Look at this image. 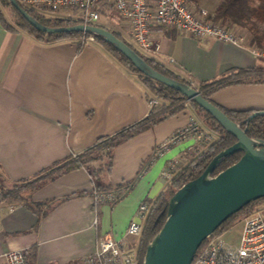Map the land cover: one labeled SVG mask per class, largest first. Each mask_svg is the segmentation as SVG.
Wrapping results in <instances>:
<instances>
[{"label": "crops", "instance_id": "0c3cea01", "mask_svg": "<svg viewBox=\"0 0 264 264\" xmlns=\"http://www.w3.org/2000/svg\"><path fill=\"white\" fill-rule=\"evenodd\" d=\"M195 3L213 14L221 0ZM110 14L118 21L111 20ZM57 15L75 18L77 13ZM104 15L108 19L104 23L111 22L117 31L129 34L114 9ZM151 37L159 49L146 53L195 82L217 78L231 69L263 65L256 54L258 48L246 37L241 44H233L159 26L152 28ZM147 95L140 77L99 44L88 42L78 49L73 39L44 43L23 29H9L0 19L2 178L10 183L31 179L100 137L141 121L150 110ZM212 99L228 109H264V83L231 85L214 93ZM192 117L200 121L186 108L114 149L109 183L134 180L132 189L116 203L94 204L89 194L93 183L84 168L47 180L31 194L33 201L56 200L40 221L25 202L0 200V264H6L4 254L13 249L24 250L28 264L81 263L105 235L123 239L137 252L139 236H126V231L140 203L156 200L168 188L171 180L161 173L170 162L181 169L209 139L203 140L197 126L157 153Z\"/></svg>", "mask_w": 264, "mask_h": 264}, {"label": "trees", "instance_id": "16d2710c", "mask_svg": "<svg viewBox=\"0 0 264 264\" xmlns=\"http://www.w3.org/2000/svg\"><path fill=\"white\" fill-rule=\"evenodd\" d=\"M0 2L4 5L11 4L13 10L16 13V21L13 24L8 22L0 8V19L9 29H23L32 34L37 40L41 42L54 43L64 39H73L77 41L78 49H81L85 44L88 43L85 39L89 36H93L94 41H97V44H99L102 49L107 54H109V56L140 77L148 92L147 100H150L152 97H157L160 100V104L152 107L149 110L148 115L141 121L136 122L135 124L128 126L127 128H124L123 130L112 135L100 137L92 146L86 148L82 152L70 154L63 162H59L58 164L42 170L31 179L14 182V188H11L8 192H3L1 190L0 200L8 198L9 200H15L17 202H25L27 205L34 208V211L38 216V220L40 221L52 208L53 203H55L56 200L40 202L33 201L30 198L31 194L45 181L50 180L69 170L76 168H84L87 170L93 183V189L89 193L92 197H95L98 193L109 192L113 189L119 188L122 183L119 185H112L108 181V177L113 166L114 149L120 143L131 138L136 133L153 127L166 118L186 109L188 104L196 108L197 112L201 115L202 120L209 127V129L217 134L216 139H208L205 142L204 148L200 149L199 154L191 159L186 166L174 172L168 188L162 192L156 200H146L151 202V206L147 219L143 224L137 253L138 264H143L148 243L164 224L169 198L184 183L198 177L205 170L212 158L221 150L232 145L236 141V138L227 132L210 113L201 108L195 101L189 100L188 102L187 97L180 91L137 70L131 61L126 58V56L121 51H119L116 47H114L113 44L106 41L101 36L83 32L49 33L40 31L33 27L26 20L19 10H17L12 5L11 0H0ZM19 3L29 12L30 15L46 26H70L81 22V20L70 16H46L37 9L28 7L20 1ZM209 18L212 21L219 22L229 28L231 26H240L242 28L248 29L250 32L249 43L257 47L259 50L264 51V0H221V3L216 8L215 12L210 14ZM96 25L112 31L118 38L127 43L144 60H146L159 72L181 82L187 83L191 87L197 89L204 98L220 107L232 120L242 121L246 119L251 113L257 111L254 109H228L214 102L212 96L217 91L231 85L264 83V65H256L249 68L231 69L217 78L195 82L192 79H189L187 76H183L182 74L175 72L173 69L155 57L143 52L135 45L133 41L128 40L123 35V33L106 26L104 22H98ZM259 110L261 111L264 109ZM245 126H247V134L250 137L264 139V115H257L253 117L248 124L244 125V127ZM182 135L183 134H180L179 136ZM242 154L243 152H236L225 157L215 170L214 174L235 163L242 156ZM152 159L153 157L148 163H150ZM0 176L2 175L0 174ZM132 183H134V180L127 182L126 184ZM23 186L27 187V193L19 191V188ZM81 193L84 192H80L79 194ZM67 197L69 196H66L65 198ZM261 205H264V198H260L249 203L242 210L228 218L217 229L216 233L221 234L227 230V228L224 229V227L238 214L245 212L249 208H253L255 210ZM75 264L81 263L77 262Z\"/></svg>", "mask_w": 264, "mask_h": 264}, {"label": "water", "instance_id": "95a60500", "mask_svg": "<svg viewBox=\"0 0 264 264\" xmlns=\"http://www.w3.org/2000/svg\"><path fill=\"white\" fill-rule=\"evenodd\" d=\"M11 3L40 31L101 36L121 51L137 70L195 101L236 138L232 145L212 158L198 177L184 183L169 198L164 224L148 243L143 264H191L201 244L228 218L249 203L264 198V139L250 137L247 126L244 127L253 117L264 115V110L254 111L242 121H234L197 89L156 70L112 31L81 22L70 26H46L30 15L18 0H11ZM236 152L243 154L235 163L214 174L222 160Z\"/></svg>", "mask_w": 264, "mask_h": 264}, {"label": "built area", "instance_id": "2783aa9c", "mask_svg": "<svg viewBox=\"0 0 264 264\" xmlns=\"http://www.w3.org/2000/svg\"><path fill=\"white\" fill-rule=\"evenodd\" d=\"M28 7L39 10L46 16H55L61 11L72 10L75 18L86 25H96L105 12L112 8L124 19L126 28L135 45L143 52L156 51L159 44L151 37L154 26L170 28L179 32H188L197 37H213L223 42L241 44L244 37L231 28L212 21L210 13L197 8L195 0H18ZM94 40L93 36L85 39ZM264 58V51L256 50ZM150 109L160 104L157 97L148 100ZM197 128L192 117L188 125L158 147L162 153L176 141L180 134ZM149 163L144 165L145 170ZM176 171V163L170 162L161 175L171 180ZM123 182L119 188L92 197L95 205L116 203L133 187ZM150 209L146 200L140 203L135 217L131 220L126 236H139L143 221ZM224 233V232H223ZM216 232L210 235L198 248L191 264H264V205L259 206L245 217L237 245L225 242ZM6 264H28L24 250L13 249L4 254ZM81 264H138L137 252L129 248L123 239L117 240L105 235L97 243L93 252L86 255Z\"/></svg>", "mask_w": 264, "mask_h": 264}, {"label": "rangeland", "instance_id": "374dc122", "mask_svg": "<svg viewBox=\"0 0 264 264\" xmlns=\"http://www.w3.org/2000/svg\"><path fill=\"white\" fill-rule=\"evenodd\" d=\"M211 3H212V0H209ZM196 4V3H195ZM0 8L3 12V14L5 15V17L7 18L8 22L10 23H15L16 21V13L15 11L13 10L11 4H2L0 2ZM201 8V7H200ZM205 9V8H204ZM207 10V9H206ZM208 11V10H207ZM64 12H68V13H71V14H75L76 12L72 11V10H66ZM209 12V11H208ZM105 16V15H104ZM110 18L111 20H114V21H118V18L114 15V14H110ZM108 19L105 18V17H102L100 22H106ZM106 26L112 28V29H115L114 26L111 25V22H108V23H104ZM236 34H243L245 35L244 37H246V39L249 40L250 38V32L248 31V29L246 28H242L240 26H231L230 27ZM116 30V29H115ZM126 31H124V35L126 36V38L128 40H131V37L129 36V34L125 33ZM88 42H95L97 43V41H94V40H88ZM262 63L264 65V58H262ZM189 102V100H187ZM187 108H189L190 110H193L194 113H195V116L196 118H198L200 121H196L198 123V127H199V130L201 132V137L203 139L206 140V138L209 137L210 140H214L217 138V134L213 132H211V129H209V127L205 124V122L202 120V117L201 115L197 112L196 108L191 106L190 104H188ZM207 133V134H206ZM211 136V137H210ZM11 188H14V183H10L8 181H6L4 178H2V176H0V191L2 190L3 192H8ZM20 190L19 191H22L23 193H27L28 192V189L26 186H23L21 188H19ZM5 199H8V198H5ZM254 209L253 208H249L248 210H246L245 212H242L240 214H238L236 217H234L225 227L224 229L227 228V230H223L224 233L221 235V238L227 242V243H230V244H234V245H237L238 242H239V239H240V235H241V228H242V223H243V220L245 219V217L247 215H249ZM147 216L148 214L146 215L144 221H143V224L144 222L146 221L147 219ZM141 235V233H140ZM140 235H139V238H140ZM139 243V242H138Z\"/></svg>", "mask_w": 264, "mask_h": 264}, {"label": "flooded vegetation", "instance_id": "af4514ba", "mask_svg": "<svg viewBox=\"0 0 264 264\" xmlns=\"http://www.w3.org/2000/svg\"><path fill=\"white\" fill-rule=\"evenodd\" d=\"M137 253H138V250H137Z\"/></svg>", "mask_w": 264, "mask_h": 264}]
</instances>
